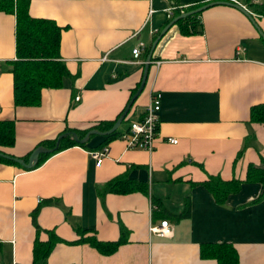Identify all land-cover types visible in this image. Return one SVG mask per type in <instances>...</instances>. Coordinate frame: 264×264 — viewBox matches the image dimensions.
<instances>
[{"label": "crops", "instance_id": "1", "mask_svg": "<svg viewBox=\"0 0 264 264\" xmlns=\"http://www.w3.org/2000/svg\"><path fill=\"white\" fill-rule=\"evenodd\" d=\"M212 1L245 7L264 39V15L246 0H28L29 17L62 28L58 60L69 76L61 88L41 90L36 107L13 106L15 17L0 12V122L13 130L12 147L0 152L26 161L38 146L53 149L64 133L114 123L162 30L177 13ZM193 22L188 34L175 23L161 37L143 88L115 131L125 132L157 93L151 152L127 150L113 138L95 167L88 152L105 138L91 136L84 147L51 153L29 170L0 162V264H217L199 249L220 244L232 247L237 264H264V121L250 120L251 108L264 106V40L230 7L207 8ZM209 177L239 187L217 204L202 185ZM116 179L142 185L146 194L101 193ZM185 202L189 216L177 218ZM160 220L172 226L170 237L149 234ZM120 229L126 241L108 256L74 243L77 231L115 242ZM49 241L47 256L35 259V243Z\"/></svg>", "mask_w": 264, "mask_h": 264}, {"label": "trees", "instance_id": "2", "mask_svg": "<svg viewBox=\"0 0 264 264\" xmlns=\"http://www.w3.org/2000/svg\"><path fill=\"white\" fill-rule=\"evenodd\" d=\"M249 1V0H246ZM199 6H192L185 9L193 10ZM253 13L264 15L263 5L249 4ZM28 0H0V12L14 15L15 17V57L16 60L11 64L9 70L12 75V94L13 106L36 107L39 105V94L43 89H59L63 83L69 80V76L64 65L58 60L59 36L62 28L55 25L52 21L46 19H35L29 17L27 13ZM176 15H179L177 13ZM192 15L176 22L181 34H188L191 29L187 27L194 24ZM189 23V24H188ZM250 120L253 122L264 121V106H256L250 110ZM113 124V123H112ZM111 123H101L94 128L99 132L107 131ZM11 122H0V147L11 148L13 145V132ZM84 133H75L78 138H82ZM118 135L112 134L104 137V143L98 146H105L110 139ZM52 144L46 146L51 148ZM78 146L84 147V144L77 145L68 136L62 138L56 150L57 152L66 147ZM50 154L40 155L37 162L47 158ZM0 162L18 166L12 162L0 158ZM20 167V166H18ZM250 170V168H249ZM255 170H253L254 172ZM128 182V183H127ZM203 187L211 194L215 203L222 204L228 195L233 194L238 189L239 183L236 181L223 182L218 177H209L203 184ZM104 191L111 193L125 194L131 191L146 194V188L142 185L131 184L129 181L116 179L103 186ZM189 216V204L185 202L182 213L177 218H186ZM31 222L37 228L34 216ZM79 238L74 241L75 244L85 243L97 251V253L108 256L112 254L117 247L125 243V231L120 229V235L117 241L111 243H101L94 238H82L80 231H77ZM52 241L45 244L35 243L33 254L35 259H44L51 248ZM37 246V247H36ZM199 255L202 259H214L217 264H237V255L230 245H201Z\"/></svg>", "mask_w": 264, "mask_h": 264}, {"label": "built area", "instance_id": "3", "mask_svg": "<svg viewBox=\"0 0 264 264\" xmlns=\"http://www.w3.org/2000/svg\"><path fill=\"white\" fill-rule=\"evenodd\" d=\"M252 5H259L258 0H249ZM245 8V7H244ZM246 9V8H245ZM170 16L167 15V19ZM143 45L139 43L134 49L131 50V55L134 61L138 60L143 51ZM159 95L151 93L148 104L144 107L142 115L133 121H128L127 129L125 132L120 133L116 138L121 140L125 149L127 150H143L151 152L154 148V143L158 138L157 124H158V111H159ZM78 97L74 98L77 101ZM125 120V119H124ZM170 144H175L173 139L166 140ZM108 147L102 146L98 150L89 151V157L94 161L95 167H99L103 159L108 157ZM40 202V201H39ZM149 234L158 238H168L173 232L172 226L166 220H160L157 226L149 227Z\"/></svg>", "mask_w": 264, "mask_h": 264}, {"label": "water", "instance_id": "4", "mask_svg": "<svg viewBox=\"0 0 264 264\" xmlns=\"http://www.w3.org/2000/svg\"><path fill=\"white\" fill-rule=\"evenodd\" d=\"M213 6H226V7H230V8H233V9L239 11L241 14H243L249 20V22L252 24L254 29L257 31L258 35L261 37V39H263L261 33L259 32V30L257 28V25L254 22V19H253L251 13L247 9H245L242 5L236 3L235 1H212V2L205 3L204 5H202L198 8H195L193 10L187 11L185 13H181V14L177 15L172 21L169 22V24L162 30V32L159 34V36L151 44L150 49H149V51L145 57V61L143 63L141 80H140V83H139L134 95L130 98V100L126 104V106L123 110V113L114 121L112 126L107 131L99 132L96 130H89L87 133H85V135H83L82 138H78L75 135V133H64V134L60 135L59 137H57V139L55 141V146L53 149H46L44 147L38 146L35 149H33V151H31V153L29 154L26 161H23L22 159H19V158L10 156V155H6L2 152H0V158L5 160V161L12 162V163L20 166L24 170H29V169H32L37 164L40 155H46V154L53 153L56 150L58 143L62 138H65L68 136L72 141L77 143V145H81V144H85L91 136L106 137V136L112 134L113 132H115L117 130V128L119 127V125L125 119L132 103L134 102V100L136 99V97L139 95V93L141 92V90L143 88V85H144L145 80H146L147 71H148L150 60H151L152 52H153L155 46L157 45V43L159 42V40L161 39V37L178 20H181L183 18L192 16L195 14H199L202 11H204L205 9L213 7Z\"/></svg>", "mask_w": 264, "mask_h": 264}, {"label": "bare ground", "instance_id": "5", "mask_svg": "<svg viewBox=\"0 0 264 264\" xmlns=\"http://www.w3.org/2000/svg\"><path fill=\"white\" fill-rule=\"evenodd\" d=\"M150 63H151V61H150ZM150 63H149V64H150Z\"/></svg>", "mask_w": 264, "mask_h": 264}, {"label": "rangeland", "instance_id": "6", "mask_svg": "<svg viewBox=\"0 0 264 264\" xmlns=\"http://www.w3.org/2000/svg\"><path fill=\"white\" fill-rule=\"evenodd\" d=\"M173 233V232H172ZM172 235V234H171Z\"/></svg>", "mask_w": 264, "mask_h": 264}]
</instances>
